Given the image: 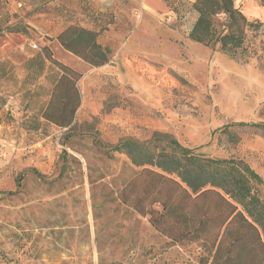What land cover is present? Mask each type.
<instances>
[{
    "label": "rangeland",
    "instance_id": "obj_1",
    "mask_svg": "<svg viewBox=\"0 0 264 264\" xmlns=\"http://www.w3.org/2000/svg\"><path fill=\"white\" fill-rule=\"evenodd\" d=\"M166 1L174 19L159 3V21L124 24L96 0H0V264H199V242H174L161 231L170 221L138 211L156 181L99 140L159 132L244 160L264 201V128L250 125L264 124V41L249 31L237 57L191 42V3ZM71 24L100 31L111 60L92 66L64 49ZM44 47L81 74L67 127L46 118L59 117L56 67L28 64Z\"/></svg>",
    "mask_w": 264,
    "mask_h": 264
},
{
    "label": "trees",
    "instance_id": "obj_2",
    "mask_svg": "<svg viewBox=\"0 0 264 264\" xmlns=\"http://www.w3.org/2000/svg\"><path fill=\"white\" fill-rule=\"evenodd\" d=\"M191 5L198 17L188 38L219 47L231 57L241 54L249 31L256 34L263 26L260 20L247 18L235 0H196ZM173 9L179 12L178 6ZM99 34L96 29L71 24L57 39L90 65L101 66L111 60L112 50L98 41ZM47 61L56 67L50 105L59 92V117L49 108L46 118L67 127L81 103L77 87L81 74L56 61L48 47L28 64L43 70ZM250 125L264 128L260 123ZM99 143L111 156L124 153L134 166L143 167L141 173L156 181L148 194L150 205H137L138 211L150 214L159 228L160 223L170 221L169 228L161 231L174 242H199V264H264V201L257 188L263 180L244 160L205 156L159 132L151 141L127 138L113 146Z\"/></svg>",
    "mask_w": 264,
    "mask_h": 264
},
{
    "label": "crops",
    "instance_id": "obj_3",
    "mask_svg": "<svg viewBox=\"0 0 264 264\" xmlns=\"http://www.w3.org/2000/svg\"><path fill=\"white\" fill-rule=\"evenodd\" d=\"M99 4L105 6H112L115 8L118 22L133 24L148 22L155 23L159 21L161 17L159 12V3L166 7L165 10L168 12L170 19H174L176 16L175 12L171 10V6L168 5L166 0H96ZM189 4L194 3L196 0H186ZM235 4L241 8L247 18L253 20L257 19L263 22L262 31H258L259 35L264 41V1L263 0H235ZM193 22L190 26V31L198 17V13L194 11ZM119 17V18H118ZM260 29V30H261ZM189 31V32H190ZM252 32V31H251ZM189 35V33H188ZM191 41V40H190ZM194 42V41H191ZM198 44V43H196ZM201 44V43H199Z\"/></svg>",
    "mask_w": 264,
    "mask_h": 264
},
{
    "label": "built area",
    "instance_id": "obj_4",
    "mask_svg": "<svg viewBox=\"0 0 264 264\" xmlns=\"http://www.w3.org/2000/svg\"><path fill=\"white\" fill-rule=\"evenodd\" d=\"M33 46H34V47H37V44L35 43V44H33Z\"/></svg>",
    "mask_w": 264,
    "mask_h": 264
}]
</instances>
